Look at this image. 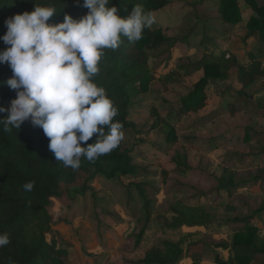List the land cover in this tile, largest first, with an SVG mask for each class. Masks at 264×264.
<instances>
[{"label":"rangeland","instance_id":"obj_1","mask_svg":"<svg viewBox=\"0 0 264 264\" xmlns=\"http://www.w3.org/2000/svg\"><path fill=\"white\" fill-rule=\"evenodd\" d=\"M239 5L242 21L236 25L224 21L220 0H168L151 12L156 19L150 27L169 39L151 51L150 89L133 99V126L122 131L121 149L138 173L80 171L48 208L47 238L67 250L70 264H141L163 240L188 247L178 264H217V255L228 256L219 245L230 243L240 227L234 218L251 216L264 228V180L256 178L264 167V77L244 88L233 68L228 80L206 87L203 108L185 112L182 100L204 72L178 70L215 49L245 64L251 57L264 63V43L245 39L256 12L246 0ZM171 129L177 138L167 146ZM185 168L188 174L181 173ZM190 208L205 211L209 221L173 227L178 210ZM251 264H264V256Z\"/></svg>","mask_w":264,"mask_h":264},{"label":"trees","instance_id":"obj_2","mask_svg":"<svg viewBox=\"0 0 264 264\" xmlns=\"http://www.w3.org/2000/svg\"><path fill=\"white\" fill-rule=\"evenodd\" d=\"M255 10L248 23L245 39L253 37L264 43V4L256 0H246ZM50 6L56 12L50 18V24L63 22L65 15L74 19L83 18L89 11L83 6V0H0V37L7 32L5 21L17 14L34 10L35 6ZM168 5V0H110L109 6H116L118 14L127 18L135 6L145 12L158 11ZM220 12L224 21L236 25L242 21L239 0H220ZM169 38L161 30L151 27L143 29L142 38L129 41L121 36L118 48L104 49L99 62V73L93 77L95 83L105 89L107 96L117 109L113 122L122 125L121 131L132 127L129 108L133 99L141 92H147L153 80L149 71L151 51L164 44ZM8 45L0 40V51ZM237 69V79L242 86L248 87L254 80L264 77V63L251 57L249 63L227 52L215 49L201 60L188 62L178 67L181 73H191L198 69L204 72L190 94L183 98L185 112L198 111L207 104L206 87L217 80H228L230 71ZM13 75L7 63L0 64V106L9 108L17 93L7 85ZM8 112L0 113V120L6 119ZM0 123V234H7L10 243L0 247V264H70L68 252L56 239L49 240L52 217L49 206L53 198L62 195V184L71 182L80 171L94 168L107 177L117 174L138 173L132 157L122 151V141L111 152L99 156L95 161L81 158L80 167L72 169L57 161L49 150V138L43 129L26 120L19 128ZM108 129H105L107 133ZM174 129L168 133L166 145L176 141ZM97 135L87 142H95ZM123 140V139H122ZM188 174L189 169L181 171ZM257 179L264 180V167L259 169ZM32 183L31 191L24 185ZM146 207L148 200L143 195ZM179 216L172 222L173 227L204 225L209 221L208 214L201 209L178 210ZM232 222L240 225L230 243H221L219 247L228 251L226 259L217 255V264H251L258 256H264V228L255 225L251 216L234 218ZM148 223V222H147ZM146 223V224H147ZM147 225L145 226V228ZM144 228V229H145ZM143 234V232H142ZM140 234V236H142ZM188 247L182 242L163 240L159 245L148 249L141 264H178Z\"/></svg>","mask_w":264,"mask_h":264},{"label":"clouds","instance_id":"obj_3","mask_svg":"<svg viewBox=\"0 0 264 264\" xmlns=\"http://www.w3.org/2000/svg\"><path fill=\"white\" fill-rule=\"evenodd\" d=\"M110 0H83L89 9L81 19L65 15L63 22L50 24L56 12L50 6L17 14L5 21L7 32L0 40L8 47L0 51V64L7 63V80L17 96L0 120L5 131L26 120L43 129L49 150L65 167L78 169L81 158L95 161L115 149L123 139L122 125L113 122L117 109L93 77L99 71L104 49L119 47L121 36L129 41L142 38L143 29L155 22L151 12L135 6L124 18ZM108 129L107 133L105 129ZM94 134L95 142L87 144ZM32 183L24 185L31 191ZM10 243L0 234V247Z\"/></svg>","mask_w":264,"mask_h":264}]
</instances>
